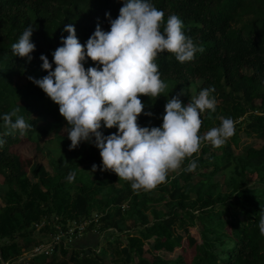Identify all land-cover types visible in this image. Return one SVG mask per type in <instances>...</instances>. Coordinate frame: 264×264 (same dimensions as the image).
Here are the masks:
<instances>
[{
  "label": "trees",
  "instance_id": "1",
  "mask_svg": "<svg viewBox=\"0 0 264 264\" xmlns=\"http://www.w3.org/2000/svg\"><path fill=\"white\" fill-rule=\"evenodd\" d=\"M150 2L165 13L161 31L167 18L177 15L185 34L203 50L184 63L167 51L156 57L154 62L167 87L151 100L139 96L145 104L143 112L153 115L142 112L138 124L159 127L168 99L182 93L180 99L187 104L202 89L214 88L216 111L205 110L199 134L203 135L202 130L215 121L230 117L235 126L249 123L250 135L262 136L264 0ZM122 6L123 0H0V117L16 110L17 116L32 125L21 135L18 130L10 132L0 118V135L10 132L0 149V240L11 241L0 247V262L30 250L34 223L43 216L50 219L59 215L75 224L91 221L85 235L92 234L95 242L100 236L94 230L98 224L100 232L108 228L118 234L140 230L138 236L128 235V245L117 252L115 264H264V235L258 226L264 215V146L239 148L234 139L219 148L203 143L183 162L178 174L169 172L165 183L149 191L133 190L130 181L119 179L111 170L101 171L99 150L88 142L73 150L69 148L71 141L64 142L43 153L42 142L67 121L59 113V106L29 80L48 74L41 67L40 56L46 55L52 63L51 54L61 46V36L68 35L63 31L65 25H74L81 44L86 43L98 23L103 30H110L105 14L115 19ZM29 25L35 28L31 40L36 46L31 62L12 51V45ZM84 66L87 69L95 62L89 58ZM15 78H25L27 83L19 87ZM102 131L109 135L117 129ZM25 143L35 146L39 160L45 156L50 159L57 175L55 193L43 179L30 181L28 173L36 162L15 151ZM193 159L197 169L185 172L184 167ZM94 164L97 169L91 172ZM70 173H74V179H69ZM196 175L201 181L195 184ZM216 176L223 179L225 192H220ZM42 187L49 189L44 193ZM67 193L70 206L64 199ZM231 199L237 200V217L216 210ZM98 214L102 217L95 223ZM194 229L197 236L192 233ZM57 231L52 229L54 235ZM17 239H22L23 245ZM77 244L81 246V242ZM81 251L61 249L63 261L57 262L56 251L52 256L35 258L31 264H102L100 253Z\"/></svg>",
  "mask_w": 264,
  "mask_h": 264
},
{
  "label": "clouds",
  "instance_id": "2",
  "mask_svg": "<svg viewBox=\"0 0 264 264\" xmlns=\"http://www.w3.org/2000/svg\"><path fill=\"white\" fill-rule=\"evenodd\" d=\"M105 15L110 30H103L98 23L85 44L79 41L74 25H65L63 31L68 35L61 36V46L51 54L52 63L46 55L40 56L41 67L48 74L29 80L59 106V113L67 121L70 150L83 142L94 145L102 160L101 171L111 170L119 179L130 181L133 190L149 191L165 183L169 172L180 169L203 143L223 146L235 134V121L224 118L219 127L199 134L200 117L205 110L215 112L217 105L212 95L215 89L205 88L187 104L180 99L182 93L168 99L161 126H140L138 117L145 104L139 96L159 97L167 87L154 62L156 57L167 51L184 63L203 49L185 34L177 15L169 16L161 31L165 13L150 0H123L117 18ZM34 31L29 25L12 45L14 55L28 62L36 47L31 40ZM89 58L95 66L86 69L84 64ZM0 118L10 132L18 130L24 135L32 127L23 116H17L16 110ZM102 128L117 131L104 135ZM10 132L0 135V149ZM197 167L193 159L183 170L194 172ZM96 169L94 164L93 172ZM74 178L70 173L69 179ZM258 226L264 235V215Z\"/></svg>",
  "mask_w": 264,
  "mask_h": 264
},
{
  "label": "rangeland",
  "instance_id": "3",
  "mask_svg": "<svg viewBox=\"0 0 264 264\" xmlns=\"http://www.w3.org/2000/svg\"><path fill=\"white\" fill-rule=\"evenodd\" d=\"M14 82L17 86L23 87L27 83V80L25 78H15ZM152 98L153 97L148 96V100H151ZM222 119L223 118L219 119L218 121H215L214 123H212V125L210 127L204 128L202 130V134L203 135L206 134L209 130H211L214 127H219ZM241 121H243V119ZM248 125H249V123H244L240 127L235 126V134L231 138H229L228 140H231V139L237 140L239 148H243L246 146H254L256 149H259V148L263 147L264 146V134L262 136L257 135L256 133H252V135H250L249 131H248L249 130ZM67 127H68L67 124L64 125L60 131L53 132L48 138H46L42 142V149L44 150L43 153L45 155H46L48 149H56V148H59L64 142H68V143L70 142V139H68V134L65 131V129ZM83 143H85V142H83ZM15 151H17L19 154L23 155L26 158L33 159L36 162L35 164L37 166L35 168H33V169H35V172L33 173L34 170L32 169L31 172L28 173L30 181L33 183H37V182H39V180L43 179L48 184V186L51 188V192L55 193L54 188L56 186L53 182H56V176L57 175H56L55 169L51 166L50 159H48V157L45 156L42 160H39L38 154L35 153L36 152L35 146L31 145V143H25V144L19 145L17 148H15ZM216 153L218 154V152H216ZM51 160H53V157ZM40 168H42V171L40 170ZM180 170L181 169H178L174 173L178 174L180 172ZM91 172H93V170ZM35 175L37 177H35ZM90 175L93 176L92 173ZM199 181H201L200 175H196L193 177V182L195 184L198 183ZM1 182H2V180L0 181V183ZM215 182L219 183L221 185L220 192L221 193L225 192V188L223 187V179L220 176L215 177ZM48 189H49L48 187H42V192L45 193L46 191H48ZM70 194L73 195V192L71 191ZM62 195L63 194H61L60 196H62ZM64 199L68 201L67 205L70 206L71 205V197L68 193L65 195ZM2 201H3V197H2V195H0V204L1 205H3ZM42 204L44 205L45 203H42ZM158 207L163 208L162 206H158ZM216 210L222 211L226 215H229L232 217H237L239 215V210L237 209V200L236 199L229 200L225 204V206H217ZM94 217H96V215ZM74 224L75 223H71L64 216L55 215V216H51L50 219L48 217L43 216L41 218L40 222L33 224V230H32V235H31V248L28 251L31 252L35 248H38L42 245H46L49 242H51L56 237V236H54L52 229L60 230V231H66ZM99 227H101V226L98 224L96 226V228L94 229V230H96V233H100V236L98 235L99 239L96 242L93 241L92 244L87 245L85 247V249L88 250V252L93 250V253H96V254L100 253L102 258H103L102 264H115V261H117L119 259L117 252H119V250H121L122 248H124L128 245V242H127L128 235L129 236L130 235L131 236H138L140 234V230H135V231H131V232H125L122 234H118L113 228H108V229L100 232L99 230H97V228H99ZM70 231L73 232L74 229L71 228ZM196 232H197L196 229L192 230V233L195 236H197ZM82 238L83 237H81V239L80 238L77 239L76 243H75V240L69 241L68 239L64 241V244L60 243L61 245L57 248V252L54 254L57 262H61L64 260L63 256L60 253L61 249H64V250L74 249L76 251L78 249V251H79L80 246L77 243L81 242V244H82L83 243ZM10 242L11 241H9V240H0V247H3L5 245L9 244ZM16 242H18L19 245H23L22 239H17ZM62 242H63V240H62ZM95 244H97L98 246L93 247V245H95ZM64 245L68 246V247H64ZM28 251L22 250L21 256H23L24 254L25 255L28 254L29 253ZM80 251H81V249H80Z\"/></svg>",
  "mask_w": 264,
  "mask_h": 264
},
{
  "label": "built area",
  "instance_id": "4",
  "mask_svg": "<svg viewBox=\"0 0 264 264\" xmlns=\"http://www.w3.org/2000/svg\"><path fill=\"white\" fill-rule=\"evenodd\" d=\"M124 208V207H123ZM102 217V215L100 216H96L95 219L93 220V222L97 223L99 221V219ZM92 222L91 221H87L84 222L82 224H74L72 225L69 229L71 230L74 229L73 232H71L69 229L66 231H60L58 230L57 233L54 235L56 236L51 242H49L46 245H42L38 248H35L33 251L31 252H27L28 254H24L21 257L9 260V261H1L0 264H31L32 260L37 258V257H47V256H51L52 254H54L57 251V248L61 245L64 244L65 240H69V241H73V240H77L79 238H81L82 236L85 235V229L87 227L90 226ZM44 225V224H43ZM63 240V242H62ZM61 243V244H60ZM64 247H68L65 246ZM31 261V262H30Z\"/></svg>",
  "mask_w": 264,
  "mask_h": 264
},
{
  "label": "crops",
  "instance_id": "5",
  "mask_svg": "<svg viewBox=\"0 0 264 264\" xmlns=\"http://www.w3.org/2000/svg\"><path fill=\"white\" fill-rule=\"evenodd\" d=\"M92 234H88L86 236H83L82 240L83 243L81 244V246L79 247L81 250H85V247L89 244H92L93 240H92ZM79 249V250H80Z\"/></svg>",
  "mask_w": 264,
  "mask_h": 264
}]
</instances>
